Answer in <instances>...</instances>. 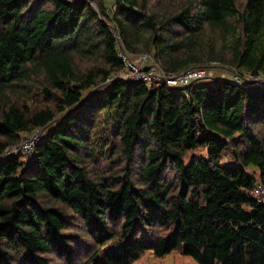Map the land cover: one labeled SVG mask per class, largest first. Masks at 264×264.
<instances>
[{
    "label": "trees",
    "instance_id": "1",
    "mask_svg": "<svg viewBox=\"0 0 264 264\" xmlns=\"http://www.w3.org/2000/svg\"><path fill=\"white\" fill-rule=\"evenodd\" d=\"M95 1L0 0V153L48 129L30 163L0 159V264H134L174 250L264 264V203L247 172L264 185V87L116 81L90 93L120 68L113 24L164 70L264 74V0ZM112 240L120 249L96 259Z\"/></svg>",
    "mask_w": 264,
    "mask_h": 264
},
{
    "label": "built area",
    "instance_id": "2",
    "mask_svg": "<svg viewBox=\"0 0 264 264\" xmlns=\"http://www.w3.org/2000/svg\"><path fill=\"white\" fill-rule=\"evenodd\" d=\"M71 4H78L87 1L95 10L97 3L95 0H64ZM107 9L109 15H113V10ZM111 31L116 40V54L120 62V68L111 71L105 79L96 87L91 89L90 93L99 87L110 85L116 81L131 82L137 81L144 83L149 89L159 85H165L169 89H175L192 85L194 83L207 80L213 70H220L217 78L224 79L228 83L240 87L259 86L264 87V74L251 73L248 71L237 72L234 67H221L217 63H211L208 66L198 67L191 66L180 72L164 70L154 58L145 52L133 54L126 49L120 37L110 25ZM214 67H218L213 69ZM216 78V77H215ZM208 81V80H207ZM47 127H38L31 132L24 134L20 141L7 146L0 157L19 156L24 165L30 163L36 157V147L40 144L42 138L46 134ZM250 176H253V186L249 190V195L258 203H264V185L258 178L247 171Z\"/></svg>",
    "mask_w": 264,
    "mask_h": 264
},
{
    "label": "rangeland",
    "instance_id": "3",
    "mask_svg": "<svg viewBox=\"0 0 264 264\" xmlns=\"http://www.w3.org/2000/svg\"><path fill=\"white\" fill-rule=\"evenodd\" d=\"M217 65L221 66L219 64H217ZM221 67H223V66H221ZM52 124L53 125L49 124V127L55 126L56 122H52ZM192 154L205 155L206 149L202 148V147L201 148L198 147V149H196V150H190L187 158L185 159L186 163H188V161L190 159L189 157ZM226 158H224V160H226ZM0 159H4V157L0 158ZM247 171H251V170H247ZM253 174L258 178L256 173L253 172ZM120 247H121L120 242H118L117 240H112L107 246L101 248V250L95 255V258L102 260L108 252H110L112 250H119ZM134 264H196V263L190 257L184 255L182 250H174L162 258L154 257L152 252L145 253Z\"/></svg>",
    "mask_w": 264,
    "mask_h": 264
},
{
    "label": "crops",
    "instance_id": "4",
    "mask_svg": "<svg viewBox=\"0 0 264 264\" xmlns=\"http://www.w3.org/2000/svg\"><path fill=\"white\" fill-rule=\"evenodd\" d=\"M216 68H218V67H214L213 69H216ZM219 72H222V71H220V70H213L212 71V74H210L207 78V80H215V79H217V77H218V75H219ZM216 77V78H215ZM207 80H205V81H207ZM51 125H53L52 123H51Z\"/></svg>",
    "mask_w": 264,
    "mask_h": 264
},
{
    "label": "clouds",
    "instance_id": "5",
    "mask_svg": "<svg viewBox=\"0 0 264 264\" xmlns=\"http://www.w3.org/2000/svg\"><path fill=\"white\" fill-rule=\"evenodd\" d=\"M52 123V122H51Z\"/></svg>",
    "mask_w": 264,
    "mask_h": 264
}]
</instances>
